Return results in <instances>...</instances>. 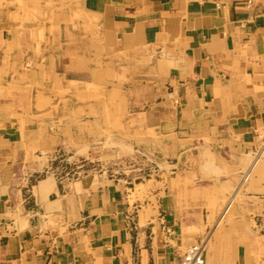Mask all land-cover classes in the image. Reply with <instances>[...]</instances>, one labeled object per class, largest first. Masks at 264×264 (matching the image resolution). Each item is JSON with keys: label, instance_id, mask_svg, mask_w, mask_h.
Masks as SVG:
<instances>
[{"label": "crops", "instance_id": "1", "mask_svg": "<svg viewBox=\"0 0 264 264\" xmlns=\"http://www.w3.org/2000/svg\"><path fill=\"white\" fill-rule=\"evenodd\" d=\"M263 137L264 0H0V264H264Z\"/></svg>", "mask_w": 264, "mask_h": 264}, {"label": "rangeland", "instance_id": "2", "mask_svg": "<svg viewBox=\"0 0 264 264\" xmlns=\"http://www.w3.org/2000/svg\"><path fill=\"white\" fill-rule=\"evenodd\" d=\"M39 2V1H38ZM264 141V137L261 139ZM71 156H74L73 154L67 155V154H59L57 162V167H59L61 172L65 173H76L80 172L82 175H105L107 177L110 176H120V174H123L122 170L125 165H122L123 163L120 161L117 155H113L111 159L108 158V155H104L103 152H97L95 155V158H91L90 161L83 162L82 159H78L76 156L71 158ZM92 156V157H93ZM264 156V154H263ZM124 162V161H123ZM80 167V168H77ZM83 171V172H82ZM148 174H144L142 176L143 178H150L151 172L146 171ZM143 175V172H142ZM246 178V179H245ZM252 177L249 175L247 176V172L244 174H241V185L243 186V190H248V186L251 183ZM241 196H238L234 202L228 205V203L223 206L221 209H219L218 220L222 225L225 223L226 225L232 224L233 220L236 219V217L239 219V214L235 213L236 210V204L240 203L242 204L243 200L240 198ZM262 203H264V197L258 198ZM263 213L259 211V209L256 210L255 213L252 215L250 214L248 217V220L245 221V226L247 229L244 230L245 233H247L246 236H257V237H263L264 236V225H263ZM231 232V230H228ZM227 229H224V232H228ZM211 234L205 235L202 241L206 243L210 239ZM264 238V237H263ZM209 242V241H208ZM197 244V242L195 243ZM208 244L206 243V252L208 249ZM264 257V256H263Z\"/></svg>", "mask_w": 264, "mask_h": 264}, {"label": "built area", "instance_id": "3", "mask_svg": "<svg viewBox=\"0 0 264 264\" xmlns=\"http://www.w3.org/2000/svg\"><path fill=\"white\" fill-rule=\"evenodd\" d=\"M182 264H206V243L201 241L191 246L187 250Z\"/></svg>", "mask_w": 264, "mask_h": 264}, {"label": "bare ground", "instance_id": "4", "mask_svg": "<svg viewBox=\"0 0 264 264\" xmlns=\"http://www.w3.org/2000/svg\"><path fill=\"white\" fill-rule=\"evenodd\" d=\"M246 179V178H245Z\"/></svg>", "mask_w": 264, "mask_h": 264}]
</instances>
